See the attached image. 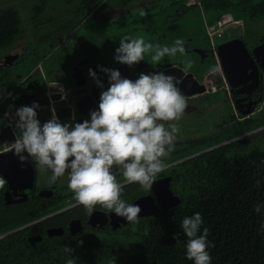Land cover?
<instances>
[{"label": "flooded vegetation", "instance_id": "1", "mask_svg": "<svg viewBox=\"0 0 264 264\" xmlns=\"http://www.w3.org/2000/svg\"><path fill=\"white\" fill-rule=\"evenodd\" d=\"M48 3L51 4L46 13L39 16L33 13L36 4L32 7L31 26L28 30L30 33L27 35V46L23 48L34 62L38 61L41 53L38 54L34 46L46 45L45 51L48 50V54L26 76H21L14 65L0 67V119L4 120L0 124V155L14 151L13 143L18 138V131L14 128L13 117L15 110L21 106L38 103V118L41 123L51 119L53 111L61 122L80 123L89 119L90 112L98 109L101 95V89L89 77V69L102 78L104 90L108 87L107 78L100 73L99 67L119 70L122 77L131 80L137 79L140 73L165 71L182 80L180 90L187 98L188 106L178 122L180 132L175 149L166 159L168 166L157 176L152 190L145 191L138 184H127L122 176L118 177V181L124 184L122 198L129 203L135 204L142 198L150 197L159 209L156 213L159 215L162 210L158 198L164 193L162 184L168 182L171 192L179 197L174 193L178 167L223 148H232L236 154H248L264 148V6L257 7L255 4L247 22L232 18L233 24L224 29L220 38L210 37L207 31V37L201 39L199 44H193V47L189 46L191 37L183 31L179 34L173 30L146 31L143 38L153 44L171 46L176 39H182L186 54L181 59L179 54L165 57L159 65H153L151 54H146L145 60L140 64L128 67L115 62V49L119 47V41L111 33L95 29L94 33L81 34V28L91 19L101 22L112 21L114 18L100 19L98 15H91L78 27L71 29V23L81 19L80 16L66 13L67 1L49 0ZM41 20L51 22L43 28L39 25ZM206 22L212 25L208 20ZM232 27L240 28L241 33L225 39L226 30ZM23 33L22 30L18 39ZM217 40L221 41L216 42ZM232 41L235 42L219 51L222 45ZM15 44L16 42L10 48L14 49ZM31 46L33 50H29ZM11 52L4 55L0 64L12 62L17 57L18 60L22 58L20 55L13 56ZM191 54L197 57H192ZM189 62L192 67L185 70ZM213 69L218 71H212ZM16 80H19L18 84H15ZM50 84H60L63 87V93L55 97L53 103L46 96L47 85ZM62 96H66V99H62ZM69 108H72L73 115ZM5 113H8L6 119ZM30 161L34 170L33 189L21 191L17 187L12 195L23 193L28 201L32 197L42 198L40 194L45 191L51 192L49 197L43 198L46 200L45 207L51 214L43 219L67 213L68 217H73L66 222V229L59 227L64 230L61 237L70 234L69 228L73 221L80 222L82 227L77 235L116 231L130 225H122L114 230L110 214H105L99 206L93 215L99 213L106 217L99 216L98 219L91 220L93 215L86 213L68 189L67 175L54 184L50 183L51 173L41 172L36 162ZM42 182L46 186H42ZM7 189L6 181L3 197ZM13 198L18 199L15 196Z\"/></svg>", "mask_w": 264, "mask_h": 264}, {"label": "trees", "instance_id": "2", "mask_svg": "<svg viewBox=\"0 0 264 264\" xmlns=\"http://www.w3.org/2000/svg\"><path fill=\"white\" fill-rule=\"evenodd\" d=\"M65 1L66 13L81 19L72 22L71 29L89 16H97L106 6L109 12L124 10L139 2ZM190 1L167 2L166 8L174 11L173 20L181 17L180 8L201 4L210 15L211 24L223 15L247 22L255 4L264 6V1L255 0H194L195 4L189 6ZM48 2L38 1L33 10L35 16L46 13L51 4ZM141 11L148 22L154 21L161 12L158 3ZM50 22L41 20L39 25L45 28ZM96 28L101 29L98 25ZM22 30V18L17 9L0 10V53L14 45ZM47 52L39 54L38 64ZM3 193H0V264H66L65 246L74 250L77 264H193L185 258L183 242L186 238L179 225L185 216L197 212L203 217V226L209 229L212 264H264V230L261 229L264 215H257L253 207L258 201L264 202V148L248 154H236L232 148H223L178 167L174 193L181 204L116 231L66 234L50 239L48 230L66 229V222L73 217H68L67 213L42 220L51 214L45 207V199L32 197L25 203L7 205ZM37 236L43 237L42 241L30 244L29 239ZM80 241H83L82 246Z\"/></svg>", "mask_w": 264, "mask_h": 264}, {"label": "clouds", "instance_id": "3", "mask_svg": "<svg viewBox=\"0 0 264 264\" xmlns=\"http://www.w3.org/2000/svg\"><path fill=\"white\" fill-rule=\"evenodd\" d=\"M146 54H151L153 65H159L165 57L184 56L185 43L176 39L171 46L160 45L125 35L119 39L114 60L132 67L144 61ZM191 67L189 62L185 70ZM99 71L107 78L108 87L104 90L102 78L89 69V77L101 95L98 109L83 122H61L53 111L51 119L41 123L36 102L17 108L13 119L18 138L13 153L21 163L30 158L41 172H50V183L67 175L68 189L89 216L99 206L105 214L134 225L139 223L142 209L122 198L124 184L118 177L145 191L152 190L175 149L187 98L180 90L182 80L165 71L140 73L135 80L122 77L119 70L99 67ZM7 116L5 113V119ZM3 122L0 119V124ZM4 183L0 177V186ZM253 207L257 215H264V202L258 201ZM203 225L199 212L185 216L179 225L186 238L185 258L193 264H212L209 229ZM79 244L82 246L83 241ZM63 251L66 264H77L72 248L65 246Z\"/></svg>", "mask_w": 264, "mask_h": 264}, {"label": "rangeland", "instance_id": "4", "mask_svg": "<svg viewBox=\"0 0 264 264\" xmlns=\"http://www.w3.org/2000/svg\"><path fill=\"white\" fill-rule=\"evenodd\" d=\"M169 0H139L133 6H130L124 10H110L107 12L108 6L104 7L97 15L98 18H119L115 21H101L95 22L91 19L89 22H86L84 26L81 28V34L94 33L95 26H99L102 31H106L111 33L117 41L123 36H131L133 38L143 37L149 31H164L169 32L172 30H176L175 32L183 31L187 34L188 37H191L192 41L189 43L190 47H193L196 42L200 43L201 39H205L207 37V29L205 25V19L210 21V15L205 11L201 4L199 6L193 8H183L180 10L181 17L177 21L173 20V9L166 8L167 2ZM256 1V0H255ZM262 1V0H259ZM117 0H111V3H117ZM38 3V0H0V10L4 8L13 7L17 9L22 18V27L24 33L22 36L16 41L14 49L10 48L9 50L4 51V53L0 54V61L5 57L4 55L9 54L7 52H11L13 56H22L21 59H15L12 62L7 63L2 62L1 65H14L15 70L20 73L21 76H26L35 66L38 65L37 62L32 60V57H29L27 51L23 50L27 46V35H29L31 26L30 16L32 7ZM160 6V13L156 15L155 20L148 22L146 20V15L141 16L137 12L149 7L151 4H157ZM189 5V4H188ZM190 6V5H189ZM61 7V6H60ZM158 9V8H157ZM168 10V11H167ZM153 13V12H152ZM123 16V17H122ZM166 18H169V21H165ZM34 26V25H33ZM96 30H100L97 29ZM35 31V26H34ZM147 31V32H146ZM241 29L238 27L228 28L226 30L225 39H230L232 37H236L241 33ZM42 32L40 33V35ZM114 39V40H115ZM113 40V41H114ZM221 40H217L216 42H220ZM116 42V41H115ZM117 43V42H116ZM46 45L43 46L41 44L34 46V50L39 54L45 52ZM29 50H33V46L29 47ZM192 57H197L194 54H191ZM180 59L181 55L178 56ZM188 57H191L190 55ZM199 61V59H198ZM19 80H16L15 84H18ZM42 186H46L44 182L41 183ZM3 238V237H2Z\"/></svg>", "mask_w": 264, "mask_h": 264}, {"label": "water", "instance_id": "5", "mask_svg": "<svg viewBox=\"0 0 264 264\" xmlns=\"http://www.w3.org/2000/svg\"><path fill=\"white\" fill-rule=\"evenodd\" d=\"M235 42V41H234ZM233 41L227 44L222 45L219 48H225L230 44L234 43ZM224 48V49H225ZM223 49V50H224ZM18 104L21 105L19 102ZM0 174L7 181V191L4 195V200L7 205L20 204L25 203L27 201V197L25 194H16L12 195V191H15L17 187L21 191L31 190L34 187V170L31 165L30 158L25 163H21L19 159L14 155V153H7L0 155ZM11 176V177H10ZM162 190H164L162 196L158 198V202L161 206L162 214L167 212L168 210L175 208L181 204V200L179 197L175 196L171 190L169 189V183L161 185ZM51 192L45 191L40 194V197L47 198L49 197ZM17 197L18 199H14L13 197ZM135 204H138L142 211L140 214V218L144 217H152L157 216L158 208L154 205L153 199L150 197L142 198L138 200ZM161 214V213H160ZM99 216H104L102 214H95L92 216L91 220L98 219ZM113 224V229L116 230L120 228L122 225H128L130 223L125 222L123 219L110 214ZM44 220V219H43ZM82 230L80 226V222L73 221L70 225L69 231L72 236L77 235ZM64 234V230L61 228H53L47 231L48 238L61 237ZM42 241L41 236L32 237L29 239V243L34 245Z\"/></svg>", "mask_w": 264, "mask_h": 264}, {"label": "built area", "instance_id": "6", "mask_svg": "<svg viewBox=\"0 0 264 264\" xmlns=\"http://www.w3.org/2000/svg\"><path fill=\"white\" fill-rule=\"evenodd\" d=\"M194 4H195L194 0H191L189 2L190 6L194 5ZM205 23H206L207 31H208V34L210 35V37H218V38H220L221 35H222L221 33H223L224 29L226 27H228V26L233 24V19L229 15H223L216 23H214L212 25H209L206 22V19H205ZM62 93H63L62 85H60V84L47 85L46 96L48 97V99L52 103L54 101V98L59 96V95H61ZM69 111L72 113V115L74 114L72 108H69ZM56 116L59 119L58 115H56ZM0 177H2V176L0 175ZM5 187H6V181H5V183L2 186H0V193H2L4 191Z\"/></svg>", "mask_w": 264, "mask_h": 264}, {"label": "crops", "instance_id": "7", "mask_svg": "<svg viewBox=\"0 0 264 264\" xmlns=\"http://www.w3.org/2000/svg\"><path fill=\"white\" fill-rule=\"evenodd\" d=\"M4 192V191H3Z\"/></svg>", "mask_w": 264, "mask_h": 264}]
</instances>
